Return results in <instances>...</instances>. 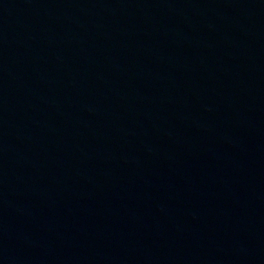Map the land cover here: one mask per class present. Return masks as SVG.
Here are the masks:
<instances>
[{"label":"water","instance_id":"obj_1","mask_svg":"<svg viewBox=\"0 0 264 264\" xmlns=\"http://www.w3.org/2000/svg\"><path fill=\"white\" fill-rule=\"evenodd\" d=\"M0 264H264V0H0Z\"/></svg>","mask_w":264,"mask_h":264}]
</instances>
